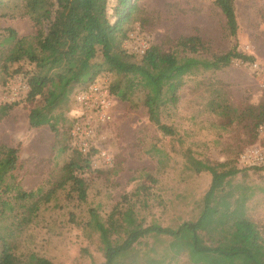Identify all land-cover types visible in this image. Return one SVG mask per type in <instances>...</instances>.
<instances>
[{"label": "rangeland", "instance_id": "374dc122", "mask_svg": "<svg viewBox=\"0 0 264 264\" xmlns=\"http://www.w3.org/2000/svg\"><path fill=\"white\" fill-rule=\"evenodd\" d=\"M235 10L238 28L232 37L213 0L137 1V8L126 24L128 33L141 28L151 45L172 51L178 57L208 59L236 43L238 51L253 56L259 69L255 71L235 60L220 69L198 67L185 75L175 108L161 117L162 122L174 127L173 135L163 134L148 120L141 104V91L134 93L131 103L116 98L111 121L102 129L113 155L112 165L100 169L91 165L92 168L86 166L78 171L87 184L84 200L66 183L25 224L20 218L26 202L13 198L14 188L7 192L0 188V197L11 202L0 217V236L11 244L20 262L35 253L54 264H99L104 261L103 244L99 232L90 224V208L96 210L109 243L115 245L140 226L152 222L175 226L198 216L211 175L188 168V154L212 164L236 162L241 167L237 159L250 144L251 132L233 117L207 107L215 96L238 110L246 104L264 102V0H235ZM6 28H12L17 37L31 36L36 31L27 16L0 15V88L3 78L15 82L22 76L4 74L3 56L14 42L6 39ZM194 34L204 41L205 51L185 53L172 41ZM19 65L24 70L30 68L21 61L9 66V71ZM98 78L110 83L115 75L105 72ZM72 99L73 93L67 103L54 111L61 114L57 134L48 125L28 126V112L38 104L39 97L34 102L17 101L0 119V157L5 147L18 148L16 165L7 179L11 186L46 192L63 178V165L74 155L68 148ZM234 181L244 182L254 191L247 202V217L253 225L228 223L215 233L211 244L254 248V240L264 237V176L256 169L240 168ZM142 241L136 249V261L126 258L118 260L120 264H144L148 251L144 241L151 245L152 240ZM156 246L157 254L162 253V244ZM1 248L0 239V252ZM173 262L189 264L185 254Z\"/></svg>", "mask_w": 264, "mask_h": 264}, {"label": "trees", "instance_id": "16d2710c", "mask_svg": "<svg viewBox=\"0 0 264 264\" xmlns=\"http://www.w3.org/2000/svg\"><path fill=\"white\" fill-rule=\"evenodd\" d=\"M137 1L0 0V15L27 16L36 27L33 35L21 37H17L12 28H6V39L14 42L3 56L5 76L21 74L28 86L19 100L34 102L39 97L38 104L27 115L30 128L48 125L57 134L61 114H55L54 111L67 103L73 92L86 87L99 74L107 72L115 75L108 83L111 94L131 103L134 93L141 91V104L148 120L163 134L173 135L174 127L162 122L161 117L175 108L185 75L198 67L220 69L235 60L250 66L254 61L253 56L238 51L236 43L227 51L214 53L208 59L190 55L178 57L174 52L150 43L142 55L128 52L123 47L129 34L126 24L137 8ZM213 3L224 16L228 34L235 37L238 28L235 0H213ZM3 8L6 9L1 11ZM140 33L147 36L141 28ZM172 41L185 53L203 52L207 48L204 41L195 34L179 36ZM21 61L27 62L30 68L24 70L19 65L9 71V66ZM5 82L6 78H3L1 86ZM215 97L207 104L210 111L233 117L243 123L252 135L249 145L264 143V136L260 137L258 134L259 125H264V102L246 104L238 110ZM19 100L0 105V119ZM69 129L70 123L68 148L74 155L63 165V178L46 192L41 189L24 191L16 184L11 186L7 183L10 172L16 165L18 148L10 146L1 151L0 188L3 192L14 188L13 198L26 202L20 218L25 224L31 221L39 206L49 202L56 189L66 183H70L80 200L86 197L87 184L77 173L86 166L92 168L91 154H83L71 146ZM186 162L191 170L206 171L211 175L198 216L175 226L152 222L128 232L120 243L111 245L104 224L99 220L96 210L90 208V224L99 232L103 244L104 261L99 264H120L118 260L126 258L136 261L137 246L143 244L142 239L147 238L152 240V244L145 241L144 244L153 254L146 251L144 264H171L183 254L187 256L189 264H264V237L254 240V248L239 244L223 248L211 244L215 233L228 223L253 225L247 217V202L254 191L250 185L234 181V175L240 168H253L261 174L264 168H239L236 162L235 165L229 162L212 164L191 154L186 156ZM150 179L154 181L153 178ZM10 207L11 202L0 197V217ZM0 239V264H54L50 259L35 253L28 254L27 260L20 262L19 257L13 253L11 244L1 236ZM156 244H162V253L157 254Z\"/></svg>", "mask_w": 264, "mask_h": 264}, {"label": "built area", "instance_id": "2783aa9c", "mask_svg": "<svg viewBox=\"0 0 264 264\" xmlns=\"http://www.w3.org/2000/svg\"><path fill=\"white\" fill-rule=\"evenodd\" d=\"M123 47L132 53L142 55L149 48V40L140 33V29L130 32L123 42ZM250 67L259 69L256 62ZM28 86L22 77L15 82L7 80L0 88V103H12L19 100ZM116 97L111 94L108 83L98 77L86 87L73 92L70 110V144L83 154H91V164L95 168L112 165L113 155L105 143L103 127L111 121L112 107ZM258 134L264 136V125H259ZM238 163L243 167L260 166L264 168V143L256 142L246 146L238 156ZM264 176V169L262 170Z\"/></svg>", "mask_w": 264, "mask_h": 264}]
</instances>
